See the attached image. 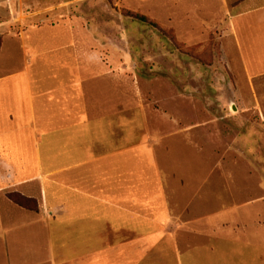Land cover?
I'll return each instance as SVG.
<instances>
[{
  "label": "crops",
  "instance_id": "1",
  "mask_svg": "<svg viewBox=\"0 0 264 264\" xmlns=\"http://www.w3.org/2000/svg\"><path fill=\"white\" fill-rule=\"evenodd\" d=\"M180 8L191 25L205 26L203 11L224 19L264 69V0ZM17 44L18 64L0 66V264H182L207 252L209 228L240 217L209 213L221 203L209 171L192 183L144 136L142 115L129 123L126 66L84 62L67 23L33 26Z\"/></svg>",
  "mask_w": 264,
  "mask_h": 264
},
{
  "label": "rangeland",
  "instance_id": "2",
  "mask_svg": "<svg viewBox=\"0 0 264 264\" xmlns=\"http://www.w3.org/2000/svg\"><path fill=\"white\" fill-rule=\"evenodd\" d=\"M175 5L0 0V66L18 64L17 41L31 27L61 23L75 29L84 62L97 54L105 65L126 66L129 123L142 115L144 136L170 149L172 165L192 183L209 171V195L221 199L209 213L240 215L209 228L207 252L192 247L197 259L182 264H264V69L254 72L255 59L238 53L224 19L203 11L196 21L205 26L191 25Z\"/></svg>",
  "mask_w": 264,
  "mask_h": 264
},
{
  "label": "trees",
  "instance_id": "3",
  "mask_svg": "<svg viewBox=\"0 0 264 264\" xmlns=\"http://www.w3.org/2000/svg\"><path fill=\"white\" fill-rule=\"evenodd\" d=\"M144 20H145V19H144ZM14 199H15L18 203H21L20 200H18V199H16V198H14Z\"/></svg>",
  "mask_w": 264,
  "mask_h": 264
}]
</instances>
